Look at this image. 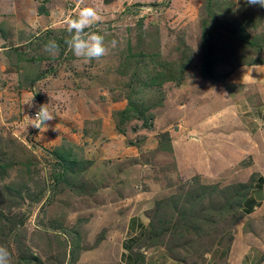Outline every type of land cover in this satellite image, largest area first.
Masks as SVG:
<instances>
[{
    "label": "rangeland",
    "instance_id": "1",
    "mask_svg": "<svg viewBox=\"0 0 264 264\" xmlns=\"http://www.w3.org/2000/svg\"><path fill=\"white\" fill-rule=\"evenodd\" d=\"M82 7L100 17L85 29L104 37L100 59L65 43ZM263 56L264 8L245 0H0V246L10 264H119L126 221L140 213L152 255L262 261L264 204L237 214L238 183L255 176L237 181L248 156L225 174L192 162L207 134L222 144L217 127L198 125L211 83ZM132 103L143 111H126ZM43 104L55 116L47 129L27 125Z\"/></svg>",
    "mask_w": 264,
    "mask_h": 264
},
{
    "label": "crops",
    "instance_id": "2",
    "mask_svg": "<svg viewBox=\"0 0 264 264\" xmlns=\"http://www.w3.org/2000/svg\"><path fill=\"white\" fill-rule=\"evenodd\" d=\"M224 79L220 83L212 82L209 86L214 89H211L214 94L208 104L201 105L203 118L198 124L199 129L207 133L209 129L217 127L222 144L214 148L207 134L208 144L205 145L206 151L202 150L200 164L196 161L192 162L193 158L189 154L185 155L184 163L192 162L201 166L204 174L218 170L225 174L228 166H233L236 172V166L241 165V157L246 154L247 173L245 171L244 174L239 175L238 178L242 179L237 181L247 180V175L252 172L255 175L251 179L250 189L240 203V212L246 217H251L264 204V56L256 62L233 67L228 74H224ZM196 121L191 123L195 124ZM222 128H224L223 135L219 133ZM227 175L232 178L237 177V175ZM145 218V214L140 213L131 215L126 221L117 255L118 263L134 264V252L135 254L139 252L143 256L142 264H190L185 260L170 257L162 251L156 255L148 252V247L144 245ZM248 232L255 235L254 230L249 229ZM233 235L235 246L241 239L235 230ZM248 254L250 255V251L247 252ZM215 256L209 258L206 264H216L215 261L221 253ZM261 260L256 264H264V258Z\"/></svg>",
    "mask_w": 264,
    "mask_h": 264
},
{
    "label": "clouds",
    "instance_id": "3",
    "mask_svg": "<svg viewBox=\"0 0 264 264\" xmlns=\"http://www.w3.org/2000/svg\"><path fill=\"white\" fill-rule=\"evenodd\" d=\"M245 3L248 6L264 8V0H245ZM99 19L100 17L93 8L82 7L79 9L78 15L67 20V31L70 34V39L66 40L65 43L76 57L91 61L100 59L107 54L108 49L105 47L104 37L97 33L89 34L85 31ZM45 47L49 50L59 51V46L55 42H50ZM33 97L25 103L29 107L33 106ZM54 118L55 116L48 110L47 104L39 105L34 117L29 118L27 125L39 130L43 127L46 130V122ZM0 264H10V253L3 246H0Z\"/></svg>",
    "mask_w": 264,
    "mask_h": 264
},
{
    "label": "trees",
    "instance_id": "4",
    "mask_svg": "<svg viewBox=\"0 0 264 264\" xmlns=\"http://www.w3.org/2000/svg\"><path fill=\"white\" fill-rule=\"evenodd\" d=\"M208 70H211L210 67H208ZM126 111H136L137 113L143 111L136 103H132L130 104L127 108H125ZM238 190L235 191L237 196L239 197V201H238V210H237V214L240 213V203L242 198L245 196V194L248 192V190L250 189V184H242V183H238ZM235 190V189H234ZM246 192V193H245ZM245 193V194H244ZM264 257V255L262 256ZM135 259H136V264H142L143 262V256L139 253L136 252L135 254ZM179 259V258H177ZM135 264V261H134Z\"/></svg>",
    "mask_w": 264,
    "mask_h": 264
},
{
    "label": "bare ground",
    "instance_id": "5",
    "mask_svg": "<svg viewBox=\"0 0 264 264\" xmlns=\"http://www.w3.org/2000/svg\"><path fill=\"white\" fill-rule=\"evenodd\" d=\"M22 230V228H20ZM18 246V245H17Z\"/></svg>",
    "mask_w": 264,
    "mask_h": 264
}]
</instances>
